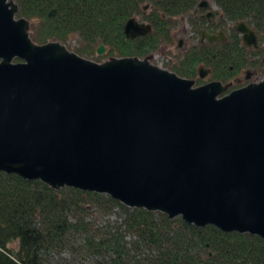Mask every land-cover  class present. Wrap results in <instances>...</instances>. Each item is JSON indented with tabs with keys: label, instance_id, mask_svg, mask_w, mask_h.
I'll list each match as a JSON object with an SVG mask.
<instances>
[{
	"label": "water",
	"instance_id": "obj_1",
	"mask_svg": "<svg viewBox=\"0 0 264 264\" xmlns=\"http://www.w3.org/2000/svg\"><path fill=\"white\" fill-rule=\"evenodd\" d=\"M17 10L0 0L1 172L264 239V79L219 96L221 81L195 86L147 57L96 62L35 43ZM235 29L258 48L246 21ZM151 30L124 25L129 39Z\"/></svg>",
	"mask_w": 264,
	"mask_h": 264
},
{
	"label": "trees",
	"instance_id": "obj_2",
	"mask_svg": "<svg viewBox=\"0 0 264 264\" xmlns=\"http://www.w3.org/2000/svg\"><path fill=\"white\" fill-rule=\"evenodd\" d=\"M13 1L16 17L28 20L35 43L64 42L77 35V54L91 56L102 43L110 59L144 58L172 41L174 20L191 14L201 0ZM211 1L226 22L245 20L264 50V0ZM138 15L152 31L129 39L124 25ZM250 58L232 29L225 42L192 45L169 64V70L198 84L204 82L198 72L202 66L212 80L234 84L243 68H261ZM95 213H115L121 220L118 226L99 227ZM67 250L78 254H64ZM0 264H264V239L129 207L109 194L68 186L55 189L41 180L0 171Z\"/></svg>",
	"mask_w": 264,
	"mask_h": 264
},
{
	"label": "rangeland",
	"instance_id": "obj_3",
	"mask_svg": "<svg viewBox=\"0 0 264 264\" xmlns=\"http://www.w3.org/2000/svg\"><path fill=\"white\" fill-rule=\"evenodd\" d=\"M216 9L219 10L218 7H216ZM146 12H149L148 8H146ZM192 13L187 14L185 16H180L179 18H176V20H174V26L172 27L173 40L170 42L161 43L156 50L152 51V53L147 55L151 57L150 59L151 63L161 67H167L169 69V64L172 65L173 63H175L177 61L178 55H181L183 51L191 47L196 42L198 37L197 28L199 25L195 22V18H194L195 16H193ZM137 18L141 21H147L141 15H138ZM61 43L64 44L67 47V49L76 52V49L80 46L81 41L77 35H74ZM84 57L90 60H94L96 62H104L108 60V57L106 56V49L103 54H97V52H95V54L91 56H84ZM257 59L258 62L261 63L260 61L262 59V55L260 56L257 55ZM13 61H17V60L14 59ZM252 69L253 67L251 66L243 68L238 74L235 75L239 77V80H235L234 84L231 83L224 84L226 85V89L228 87L229 90L236 89L250 81L256 82L264 78V68H261L263 69V71L259 73L253 71ZM245 70L250 71V77L247 79L245 78ZM205 79L207 81L212 80L209 75H207ZM206 80H204V82ZM199 84L201 83L197 84L196 82L195 85H199ZM226 89L221 94H219V96L226 94L227 93L225 92ZM94 215L97 216L95 222L99 227L107 224H110V226H118L121 220L120 218H118V216L115 213H109L103 216L95 213ZM64 254H78V253L72 252L71 250H67Z\"/></svg>",
	"mask_w": 264,
	"mask_h": 264
},
{
	"label": "flooded vegetation",
	"instance_id": "obj_4",
	"mask_svg": "<svg viewBox=\"0 0 264 264\" xmlns=\"http://www.w3.org/2000/svg\"><path fill=\"white\" fill-rule=\"evenodd\" d=\"M211 6H196L193 10V16H195V22L199 25L198 26V37H197V40L196 42L193 44V45H205L206 43H214V42H225L229 36L232 35V29H234L237 33V37L241 40V43L242 45L246 46L248 48V53L249 55H252L253 58H250L251 61H257V55L260 56L262 55V59H261V64H259V66L261 68H264V50L261 49L260 47V44H259V39H258V35L256 33V31L248 25L250 28H252L256 35H257V40H258V48H255L253 46H247L245 45L243 42H242V36L241 34L235 29V22L234 25L233 23H230V22H226L224 19H223V15L220 13L219 10L216 9L215 5L213 3H211ZM201 30H207L210 34H214L216 35L218 38L217 40L213 41V42H209L206 38H201ZM223 35V39L220 38V36ZM180 43V42H179ZM257 49L259 52H252L250 51L251 49ZM262 52V53H261ZM258 69L257 68H253L252 70L253 71H256L257 73H259L262 69ZM255 69V70H254ZM206 70L208 71L207 74L204 76V77H199L203 80H206L205 77L207 75H210V71L209 69L206 68ZM250 77V71L249 70H245V78H249ZM234 80H239V77L238 76H234L233 78ZM195 81V79H193ZM212 80H209V81H205L201 84H205L207 82H210ZM251 82H255V81H250L248 83H251ZM257 82V81H256ZM248 83L244 84V85H247ZM199 84V85H201ZM242 85V86H244ZM195 86H198V85H195ZM241 86V87H242Z\"/></svg>",
	"mask_w": 264,
	"mask_h": 264
}]
</instances>
